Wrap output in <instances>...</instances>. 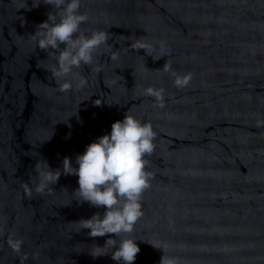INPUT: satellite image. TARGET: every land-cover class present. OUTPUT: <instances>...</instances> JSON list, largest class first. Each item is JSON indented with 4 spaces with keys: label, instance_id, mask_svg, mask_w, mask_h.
<instances>
[{
    "label": "water",
    "instance_id": "water-1",
    "mask_svg": "<svg viewBox=\"0 0 264 264\" xmlns=\"http://www.w3.org/2000/svg\"><path fill=\"white\" fill-rule=\"evenodd\" d=\"M26 2L0 0V264H119L111 246L89 253L115 234L69 223L105 206L73 199V174L36 192L35 166L61 172L127 111L157 133L143 216L122 234L140 246L133 264H160L161 244L180 264H264V0H82V29L110 35L92 65L74 69L86 83L67 92L31 38L51 6ZM137 38L152 56L130 47ZM160 41L168 54L155 59ZM166 62L192 74L187 87ZM149 86L164 90L163 106Z\"/></svg>",
    "mask_w": 264,
    "mask_h": 264
},
{
    "label": "clouds",
    "instance_id": "clouds-1",
    "mask_svg": "<svg viewBox=\"0 0 264 264\" xmlns=\"http://www.w3.org/2000/svg\"><path fill=\"white\" fill-rule=\"evenodd\" d=\"M41 3L50 5L51 9L47 13V20L36 26L31 38L37 48L54 57L55 64L47 70L57 80L60 91L73 89V80L77 78L76 87H82L86 80L74 69L92 65L97 50L101 46H108L110 34L101 29L88 34L82 29V24L89 20L88 14L80 11L82 0H33L32 6L39 7ZM130 47L134 50L144 49L149 56L155 51L153 44L140 38L131 41ZM160 53L155 59L167 56L166 41H160ZM118 56V52L111 53L113 60L118 59ZM163 70L172 72L177 88L187 87L192 79L191 73H176L167 62ZM144 94L154 97L159 106H163V89L149 86ZM94 103L97 106L102 103L112 105L101 100H95ZM156 135L151 122H143L127 111L122 120L113 122L110 133L89 143L83 153L76 155L74 162L70 156H65L61 172L54 171L46 159H43L42 164L37 162L36 192L43 193L50 185H55L62 173L73 174L78 176L79 185L73 191V199L81 204L89 202L95 207L105 206L103 214L97 212L90 218L69 222L79 225L80 230L89 229L88 235L91 237L115 234V237L108 236L103 246L95 245L89 250L93 258L108 254L107 247L111 246L113 260L119 264H133L141 251L137 239L131 236L122 238V234L134 232L136 223L143 216L142 194L150 187L153 175L147 170L150 164L147 156L156 147ZM24 187L30 194L29 186L25 184ZM153 246L163 250L160 264H180L178 257L164 254L165 245ZM14 248L19 251L20 245L17 243Z\"/></svg>",
    "mask_w": 264,
    "mask_h": 264
}]
</instances>
